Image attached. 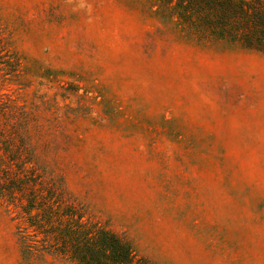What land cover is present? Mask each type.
<instances>
[{
	"label": "rangeland",
	"instance_id": "rangeland-1",
	"mask_svg": "<svg viewBox=\"0 0 264 264\" xmlns=\"http://www.w3.org/2000/svg\"><path fill=\"white\" fill-rule=\"evenodd\" d=\"M174 8L0 0V137L147 264H264V52ZM15 215L0 264H29Z\"/></svg>",
	"mask_w": 264,
	"mask_h": 264
},
{
	"label": "trees",
	"instance_id": "trees-1",
	"mask_svg": "<svg viewBox=\"0 0 264 264\" xmlns=\"http://www.w3.org/2000/svg\"><path fill=\"white\" fill-rule=\"evenodd\" d=\"M169 1L179 14L193 12L199 16L196 29L210 33L215 40L226 39V34L233 33L228 32V26L240 20L247 29L241 38L243 47L264 52L261 9L235 0ZM2 112L8 118L10 112L6 108ZM10 124L19 127L17 120ZM28 159L25 147L14 152L0 137V173L4 175L0 176V200L15 210L17 242L24 262L47 264L51 259L66 264H147L135 256L126 238L91 220L61 188L24 173ZM2 164L15 165L17 173L8 175L1 170Z\"/></svg>",
	"mask_w": 264,
	"mask_h": 264
}]
</instances>
